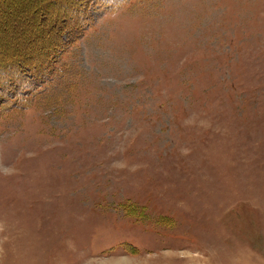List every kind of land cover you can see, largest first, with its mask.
Here are the masks:
<instances>
[{
    "label": "rangeland",
    "instance_id": "374dc122",
    "mask_svg": "<svg viewBox=\"0 0 264 264\" xmlns=\"http://www.w3.org/2000/svg\"><path fill=\"white\" fill-rule=\"evenodd\" d=\"M49 1L0 0V53L36 55L0 264H264V0Z\"/></svg>",
    "mask_w": 264,
    "mask_h": 264
},
{
    "label": "trees",
    "instance_id": "16d2710c",
    "mask_svg": "<svg viewBox=\"0 0 264 264\" xmlns=\"http://www.w3.org/2000/svg\"><path fill=\"white\" fill-rule=\"evenodd\" d=\"M56 4L57 1L51 0L39 6L34 12H39V9H48L51 5ZM53 18L54 19L51 22H48L47 26H49V29L56 28V24L59 25V21L55 20L57 19V16L55 15ZM43 21L44 20L41 21V24ZM24 55L25 56L18 57L17 54H13L12 52L0 53V100L2 99L4 102H9L14 94L23 93L22 90L17 91L19 87H23V85L19 86L18 89H15L13 85L14 83L18 82L23 83L22 81L27 79V76L34 70L33 65L31 64H33V60L36 58V55L28 52H26ZM35 68L37 70V66ZM33 74H35V72Z\"/></svg>",
    "mask_w": 264,
    "mask_h": 264
}]
</instances>
